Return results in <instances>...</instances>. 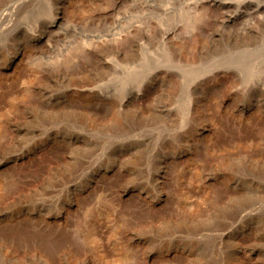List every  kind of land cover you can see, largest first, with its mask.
I'll list each match as a JSON object with an SVG mask.
<instances>
[{
  "label": "rangeland",
  "instance_id": "1",
  "mask_svg": "<svg viewBox=\"0 0 264 264\" xmlns=\"http://www.w3.org/2000/svg\"><path fill=\"white\" fill-rule=\"evenodd\" d=\"M141 1L0 0L67 30L0 66V264H264V0Z\"/></svg>",
  "mask_w": 264,
  "mask_h": 264
},
{
  "label": "bare ground",
  "instance_id": "2",
  "mask_svg": "<svg viewBox=\"0 0 264 264\" xmlns=\"http://www.w3.org/2000/svg\"><path fill=\"white\" fill-rule=\"evenodd\" d=\"M133 1H135V0H133ZM141 1V0H140ZM248 1V2H247ZM251 1V0H250ZM249 0H240V2H239V0L237 1H235V0H225L224 2H222V0H221V2L220 1H217V0H142L141 2L143 3V5H141L142 6V9L143 10H141L142 12L144 11L147 15H150L152 18V20H153V18L155 19V24H153V25H155V26H153L154 28H157V30L158 29H161V33L163 32V34L164 35H167L168 33H172V34H174L175 32H176V30L178 29V21L179 20H177L179 17H182L181 15H183V14H185V13H188V14H193V13H195L196 11H201V10H206V8H207V6H209V3H210V5L212 6V7H214L215 8V6H220L221 7V9H226V8H231V7H234V9L235 10H237V14L239 15V16H243V17H245V16H247V15H250V12L249 11H247V7H248V9H249V5H253V4H251V2H250ZM62 2V1H61ZM60 2V3H61ZM120 2V1H119ZM127 2V1H126ZM130 2H131V0H130ZM138 2V1H137ZM219 2V3H218ZM127 3H129V2H127ZM235 3H238V4H235ZM262 3V2H261ZM130 4H132V3H130ZM130 4H127V5H130ZM135 4V3H134ZM137 4V3H136ZM254 4H255V2H254ZM133 5V4H132ZM260 5V4H259ZM259 5L257 6V7H259ZM263 5V4H262ZM138 6V5H137ZM256 7V8H257ZM131 8H133V7H131ZM209 8H211V7H209ZM213 8V9H214ZM250 8H252V7H250ZM260 8V10H264V6H261V7H259ZM258 8V9H259ZM126 9V8H125ZM130 9V8H129ZM208 9V8H207ZM234 9H232V11L234 10ZM244 9H246L245 11H241V10H244ZM253 9H254V7H253ZM127 10V9H126ZM212 10V9H211ZM215 10H216V8H215ZM220 10V9H219ZM219 10H217V11H219ZM260 10H258L259 12H260ZM133 11V10H132ZM132 11H131V13H132ZM138 11V10H137ZM207 11V10H206ZM231 11V12H232ZM250 11H252V9H250ZM144 12H143V14H144ZM208 12H210V11H208ZM216 11H214V12H212V16H213V13H215ZM226 12H230V11H226ZM258 12V13H259ZM130 13V14H131ZM201 13V12H200ZM203 13V12H202ZM219 13V12H218ZM223 13H225L224 11H223ZM262 13V12H261ZM263 13H264V11H263ZM262 13V14H263ZM120 14V13H119ZM124 14H128V12L127 11H125V13ZM135 14V13H134ZM140 14V13H139ZM138 14V15H139ZM198 14V12H196V15ZM220 14V13H219ZM254 14V13H253ZM121 15H123V13L121 14ZM121 15H119V17L121 16ZM141 15V14H140ZM195 15V16H196ZM208 15H210V14H208ZM215 15V14H214ZM222 15V14H221ZM220 15V16H221ZM225 15V14H224ZM228 15V14H227ZM255 16L257 15L258 16V14L256 13V14H254ZM125 16V15H124ZM124 16H123V19H124ZM128 16V15H127ZM136 16V15H135ZM141 16H143L144 17V15H141ZM150 16H146V17H150ZM207 16V15H206ZM212 16H211V18H212ZM219 16V17H220ZM223 16V15H222ZM226 16V15H225ZM237 16V15H236ZM238 16V17H239ZM255 16H253V17H255ZM259 16H260V14H259ZM258 16V17H259ZM122 17V16H121ZM196 17H199V15L198 16H196ZM202 17V16H201ZM229 17V16H228ZM228 17H226V18H228ZM243 17H242V19L241 20H244L243 19ZM263 18H264V15L262 16ZM261 17V18H262ZM129 18V17H128ZM130 18H133V17H131L130 16ZM137 19H138V16L136 17ZM142 18V17H141ZM203 18V17H202ZM209 18V17H208ZM210 18V19H211ZM213 18H215V19H217V17H213ZM225 18V19H226ZM237 18V17H236ZM144 19V18H143ZM146 19V18H145ZM150 19V18H149ZM151 19L150 20H148L147 21V23H149V21H151ZM214 19V20H215ZM223 20H225L224 18H222ZM222 19H221V21H222ZM233 19V18H232ZM260 19V18H259ZM139 20V19H138ZM147 20V19H146ZM146 20H145V23H146ZM203 20V19H202ZM262 20V19H261ZM64 17H63V15H61L60 14V12L59 11H57V12H55L54 13V16L52 17V19L50 20V22H49V24L48 25H46V24H42L41 26H38L39 25V23H37L36 24V26L37 27H34L33 28V26L32 27H29L28 25V28H25V27H17V28H15V27H13L12 29H11V31L6 35L5 34V36L6 37H4L5 39L2 41V43L0 44V66L1 65H5V68H7L8 66H9V64L10 63H12V65L14 64V63H16V60H19V57L20 56H22V54H23V52H24V50L27 48V47H29V46H35V45H46L47 46V49H48V51L50 50L51 51V49H52V42H53V40H54V37L56 36V34L58 33V32H60V31H64L63 33H64V35H65V32L67 31L66 29H62V27H63V25H64ZM211 21H212V19H211ZM260 21V20H259ZM264 21V20H263ZM263 21H260V22H262V25H263ZM153 22V21H152ZM197 22H199V21H197ZM218 22V21H217ZM222 22H224V21H222ZM221 22V23H222ZM230 22V21H229ZM139 23V22H138ZM140 23H142V22H140ZM139 23V24H140ZM144 23V22H143ZM145 23H144V25H145ZM146 23V24H147ZM169 24V26H167L166 28H165V26H164V24ZM202 23V22H201ZM220 23V24H221ZM151 24V25H152ZM214 24H217V23H214ZM137 25V24H136ZM135 24H134V26H136ZM142 25V24H141ZM144 25L143 26H141V27H144ZM203 25V24H202ZM225 25V24H224ZM140 26V25H139ZM183 26V25H182ZM198 26V25H197ZM148 27L151 29V27H150V23H149V25H148ZM152 27V28H153ZM246 27V26H245ZM139 28V27H138ZM137 28V29H138ZM134 29H135V27H134ZM136 29V30H137ZM142 29L143 28H141V30H140V32H142ZM145 29H146V26H145ZM148 30V29H146V30H148V31H151V30ZM144 30V29H143ZM155 30V29H154ZM159 32H160V30H158ZM138 32V31H137ZM147 32V31H146ZM145 32V33H146ZM154 32H156V30L154 31ZM143 33V32H142ZM141 33V34H142ZM148 34H150V33H148ZM143 35V34H142ZM147 36V35H146ZM57 37V36H56ZM144 37V36H143ZM151 37H152V35H151ZM148 39V38H147ZM140 41V40H139ZM136 44H138L137 42H135ZM140 43V42H139ZM142 44V43H141ZM143 45V44H142ZM137 46V45H136ZM135 46V47H136ZM139 46H140V44H139ZM137 47V48H141V47ZM153 46V45H152ZM145 47V46H144ZM119 48V47H118ZM117 48V49H118ZM130 48V47H129ZM152 48V47H151ZM136 49V48H135ZM120 50V49H119ZM119 50H117L118 52H119ZM141 50V49H140ZM140 50H137L136 49V51L138 52V51H140ZM143 50V49H142ZM140 51V52H142L143 53V51ZM120 52H121V50H120ZM119 52V53H120ZM131 53H132V51H131ZM135 53V52H134ZM134 53H133V55H134ZM142 53H140V54H142ZM118 54V53H117ZM128 55H129V53H128ZM138 55V54H137ZM143 55V54H142ZM142 55H141V57H142ZM133 57V56H132ZM140 57V58H141ZM145 56L143 55V58H144ZM140 60V59H139ZM142 60V59H141ZM116 61H114V63H115ZM141 62V61H140ZM114 63H112V65H113V67H115V66H117V64L116 65H114ZM111 64V63H110ZM105 65V64H104ZM234 66V65H233ZM120 67V66H119ZM238 67V66H237ZM237 70V69H236ZM222 71V70H221ZM232 71V70H231ZM234 71V70H233ZM240 71V70H239ZM235 72V71H234ZM241 72V71H240ZM240 72L238 73V74H240ZM216 73V72H215ZM236 73H237V71H236ZM212 74V73H211ZM238 74H236V75H238ZM236 75H234V76H236ZM233 76V77H234ZM239 76V75H238ZM211 77V76H210ZM242 77H243V75H242ZM209 78V77H208ZM236 78L234 77V80H235ZM239 79H240V77H239ZM238 79V80H239ZM237 80V79H236ZM238 82V81H237ZM234 83V82H233ZM236 85V84H235ZM106 94V93H105ZM107 96H109V95H107ZM124 98H127V97H124ZM123 100V99H122ZM128 101V100H127ZM160 167V166H159ZM159 169V168H158Z\"/></svg>",
  "mask_w": 264,
  "mask_h": 264
}]
</instances>
